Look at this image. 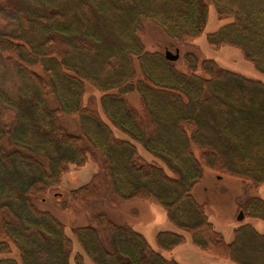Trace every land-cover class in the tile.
I'll return each instance as SVG.
<instances>
[{
  "label": "trees",
  "instance_id": "obj_1",
  "mask_svg": "<svg viewBox=\"0 0 264 264\" xmlns=\"http://www.w3.org/2000/svg\"><path fill=\"white\" fill-rule=\"evenodd\" d=\"M210 5L225 23L208 44L238 48L264 75V0H0L13 25L0 29V57L21 78L15 94L0 90V264H184L164 254L184 233L215 257L264 264V233L243 223L227 241L194 194L206 169L264 184V81L190 51L183 70L140 36L152 24L178 48L204 34ZM90 161L91 180L60 192L70 167ZM105 192L112 208L157 203L181 232L159 231L155 248L102 210L72 228L78 247L38 205L53 195L62 211H86ZM239 211L264 221V198Z\"/></svg>",
  "mask_w": 264,
  "mask_h": 264
},
{
  "label": "rangeland",
  "instance_id": "obj_2",
  "mask_svg": "<svg viewBox=\"0 0 264 264\" xmlns=\"http://www.w3.org/2000/svg\"><path fill=\"white\" fill-rule=\"evenodd\" d=\"M223 23L225 22L217 18L213 5H210L209 21L204 34L197 38L187 39L183 44L178 45L180 59L176 62V65L186 70L184 54L190 51L196 53L201 58H213L224 68L264 81V75L259 73L252 63L244 59L242 52L238 48L225 46L221 49H215L208 44L207 33L216 30ZM12 26L11 22L0 14V29L9 30ZM140 36L148 50L166 51L169 49L175 52L177 49L175 46H170L171 41L168 36L160 28L152 24H147ZM20 84L21 78L17 73L16 63L6 61L0 57V90L15 94ZM89 93H93V90L89 89ZM128 99L133 105L140 107L138 96L134 94L129 96ZM13 115V111L4 109L3 118L6 121H9L8 119H11ZM62 121L68 130L72 132L79 131L78 119L64 115ZM119 134L123 136V134ZM139 148L144 156L152 158L142 147ZM95 168L96 165L92 161L83 167L71 166L63 178L59 191L67 193L68 190L89 182L96 171ZM194 194L200 202L206 203V210L210 220L214 223L216 229L224 234L227 241L233 240L235 228L243 223H251L259 232L264 233L263 220L250 217L243 218L242 220L238 218L241 212L239 211V206L247 198L251 196H261L264 198V184L257 187L249 180L221 176L213 170L206 169L205 178L201 183L196 185ZM110 197V193L105 192L86 211H62L58 207L59 200L53 197V195L48 197L46 202L38 201V205L42 209L51 211L67 225V232L73 239L72 228L90 224L92 222V214L102 210L107 211L119 222H129L132 224L137 231L146 236L147 240L155 248L157 247L156 235L159 231L170 230L181 232L168 220L165 210L153 201L134 200L119 205L117 209L108 206ZM184 234L186 235V241L183 244L170 252H164L168 258H174L184 264H235L229 260H224L202 251L193 244L189 234ZM74 242L79 247L75 239ZM79 249L81 251V248ZM85 259L86 264H93L87 256H85Z\"/></svg>",
  "mask_w": 264,
  "mask_h": 264
},
{
  "label": "water",
  "instance_id": "obj_3",
  "mask_svg": "<svg viewBox=\"0 0 264 264\" xmlns=\"http://www.w3.org/2000/svg\"><path fill=\"white\" fill-rule=\"evenodd\" d=\"M165 55H166V57L169 59V60H172V61H177L179 58H180V50H179V48H177L176 50H175V52L174 51H172V50H169V49H167L166 51H165ZM240 220H242L243 218H244V213L241 211L240 213H239V217H238Z\"/></svg>",
  "mask_w": 264,
  "mask_h": 264
}]
</instances>
